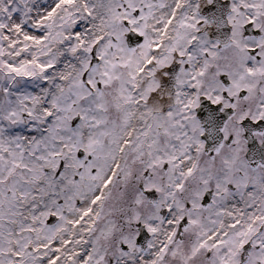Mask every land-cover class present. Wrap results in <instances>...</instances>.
<instances>
[{
  "label": "snow or ice",
  "instance_id": "obj_1",
  "mask_svg": "<svg viewBox=\"0 0 264 264\" xmlns=\"http://www.w3.org/2000/svg\"><path fill=\"white\" fill-rule=\"evenodd\" d=\"M0 264H264V0H0Z\"/></svg>",
  "mask_w": 264,
  "mask_h": 264
}]
</instances>
